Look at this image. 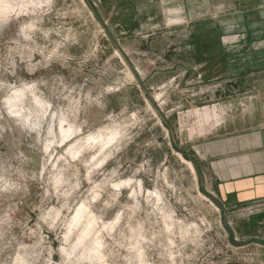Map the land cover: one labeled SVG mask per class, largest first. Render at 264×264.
I'll list each match as a JSON object with an SVG mask.
<instances>
[{"label": "rangeland", "instance_id": "obj_1", "mask_svg": "<svg viewBox=\"0 0 264 264\" xmlns=\"http://www.w3.org/2000/svg\"><path fill=\"white\" fill-rule=\"evenodd\" d=\"M89 1L0 0V264H264V202L207 194L188 98Z\"/></svg>", "mask_w": 264, "mask_h": 264}, {"label": "crops", "instance_id": "obj_2", "mask_svg": "<svg viewBox=\"0 0 264 264\" xmlns=\"http://www.w3.org/2000/svg\"><path fill=\"white\" fill-rule=\"evenodd\" d=\"M96 6L125 54H160L147 77H169L188 98L174 114L190 125V159L207 194L230 210L264 202V0Z\"/></svg>", "mask_w": 264, "mask_h": 264}, {"label": "water", "instance_id": "obj_3", "mask_svg": "<svg viewBox=\"0 0 264 264\" xmlns=\"http://www.w3.org/2000/svg\"><path fill=\"white\" fill-rule=\"evenodd\" d=\"M90 5V1L86 0ZM92 7V6H91ZM93 8V7H92ZM93 11L95 13V16L97 17L99 23L102 25L103 29L105 30L106 34L108 35V37L110 38V40L113 42V44L117 47V49L121 52V54L123 55V57L128 61L125 52L123 51V49L120 47V45L117 43V41L115 40V38L113 37V35L111 34L110 30L108 29V27L105 25V23L103 22V20L99 17V15L97 14L96 10L93 8ZM140 85L142 86L143 90L145 91V94L147 95V98L149 99V101L155 106L153 98L148 94L147 90L145 89L144 85L141 83L140 81ZM156 107V106H155ZM193 164L196 165V162L193 161ZM216 201V200H215ZM217 202V201H216ZM221 206V205H220Z\"/></svg>", "mask_w": 264, "mask_h": 264}, {"label": "bare ground", "instance_id": "obj_4", "mask_svg": "<svg viewBox=\"0 0 264 264\" xmlns=\"http://www.w3.org/2000/svg\"><path fill=\"white\" fill-rule=\"evenodd\" d=\"M97 136V135H96ZM101 139L102 137H101V135H98L97 137H91V139H93V140H96V139ZM78 210H80V209H78ZM78 213V212H77ZM78 214H80V213H78ZM80 216V215H79ZM77 217H78V215H77Z\"/></svg>", "mask_w": 264, "mask_h": 264}, {"label": "trees", "instance_id": "obj_5", "mask_svg": "<svg viewBox=\"0 0 264 264\" xmlns=\"http://www.w3.org/2000/svg\"><path fill=\"white\" fill-rule=\"evenodd\" d=\"M185 156H187V155L185 154Z\"/></svg>", "mask_w": 264, "mask_h": 264}]
</instances>
